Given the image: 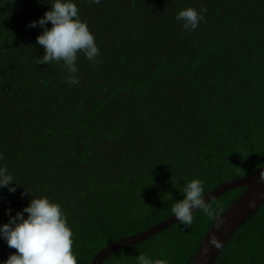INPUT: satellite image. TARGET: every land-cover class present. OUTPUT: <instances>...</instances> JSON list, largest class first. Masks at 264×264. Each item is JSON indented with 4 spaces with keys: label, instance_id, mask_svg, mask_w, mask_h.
I'll return each instance as SVG.
<instances>
[{
    "label": "trees",
    "instance_id": "16d2710c",
    "mask_svg": "<svg viewBox=\"0 0 264 264\" xmlns=\"http://www.w3.org/2000/svg\"><path fill=\"white\" fill-rule=\"evenodd\" d=\"M48 2L0 0V167L17 183L0 188V224L28 205L25 190L46 196L62 206L77 264H90L172 218L186 181L202 179L206 196L264 167V0H74L100 55L78 53L71 86L62 63H37L43 29L27 27ZM189 7L207 9L193 31L175 18ZM244 191L103 264H136L139 252L192 264ZM15 252L0 239V261ZM216 264H264V206Z\"/></svg>",
    "mask_w": 264,
    "mask_h": 264
},
{
    "label": "clouds",
    "instance_id": "9594fccd",
    "mask_svg": "<svg viewBox=\"0 0 264 264\" xmlns=\"http://www.w3.org/2000/svg\"><path fill=\"white\" fill-rule=\"evenodd\" d=\"M89 3L99 4L101 0H89ZM49 4L50 9L41 18L27 25L29 28L43 29L36 42L43 47L44 55L37 63H62L67 73L65 82L70 86L78 85V53H83L89 62H96L100 50L87 23L81 20L74 0H51ZM206 13V8L197 11L189 7L180 10L175 18L183 22L185 30L193 31L205 19ZM49 22L51 27H48ZM260 179L264 181V175H261ZM15 185L17 183L8 169L0 167V188H7L9 193H15ZM180 192L183 199L176 200L171 207L172 217L179 224L192 225L194 213L201 210L208 217L216 215L210 203L206 202L202 179L186 181ZM27 195L31 196L28 205L17 211L14 216L10 208L6 209L9 220L0 224V239L4 240L9 248L16 249L15 253L9 254L0 264H77L72 250L73 232L62 206L46 196L37 197L28 190L21 193L22 197ZM216 227L219 229L220 225L217 224ZM208 243L215 248L221 246L215 235L208 239ZM136 264H168V260L154 259L139 252Z\"/></svg>",
    "mask_w": 264,
    "mask_h": 264
},
{
    "label": "water",
    "instance_id": "95a60500",
    "mask_svg": "<svg viewBox=\"0 0 264 264\" xmlns=\"http://www.w3.org/2000/svg\"><path fill=\"white\" fill-rule=\"evenodd\" d=\"M261 175H264V167L248 177L228 182L205 196L206 202L211 203L231 191L245 189L211 226L192 264H216L219 256L235 234L258 214L264 206V181H261ZM177 223L179 222L172 217L139 235L119 240L99 252L90 264H103L115 252L141 243ZM217 224L220 225L219 229L216 227ZM212 235H215L220 241L221 246L219 248L208 243V239Z\"/></svg>",
    "mask_w": 264,
    "mask_h": 264
}]
</instances>
